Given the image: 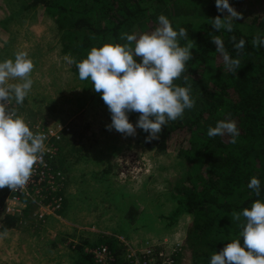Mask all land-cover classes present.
Wrapping results in <instances>:
<instances>
[{"label": "trees", "instance_id": "1", "mask_svg": "<svg viewBox=\"0 0 264 264\" xmlns=\"http://www.w3.org/2000/svg\"><path fill=\"white\" fill-rule=\"evenodd\" d=\"M172 1L30 0L27 8L40 10L53 21L59 34L60 54L77 62L85 59L93 47L127 43L120 39L122 33L140 35L154 31L162 13L174 30L183 27L188 31V39L195 45L190 49L192 58L173 83L190 88L194 107L185 109L182 118L162 126L158 139L147 142L148 133L136 129L144 149L159 154L171 151L180 164L187 166L174 182L172 191L179 209L191 217L185 239L191 264H210L211 255L232 240L239 238L244 246L243 237H239L244 218L235 220L232 214L250 208L256 200L264 202V47L252 45L258 32L264 34V0L248 9L243 6L249 7L252 0H228L242 14V18L233 19L232 32L212 27V19L228 15L226 10L217 11L215 0H203L202 8V0H175L176 6L171 8ZM183 3L195 11L186 12ZM185 18H192V22ZM212 36H219L229 55L240 60L241 66L234 74L225 68ZM232 36L236 37L235 42L245 41L239 53L233 47ZM178 42L183 47L188 41L178 38ZM134 59L141 62L139 57ZM69 72L79 79L75 65L71 64ZM82 81H87L88 91L83 102L89 101L110 113L101 95L92 89L91 81ZM26 104L24 100L22 106ZM138 118L139 113H128L134 126ZM220 120L235 121L240 133L235 144L228 142L227 135H207L209 127H215ZM62 164L59 161L56 167L64 171ZM253 177L260 181L259 196L248 187ZM17 222L14 217L0 218V230L14 229ZM99 244L116 250V240L110 237L92 244L85 241L73 248L93 264L83 249ZM181 253L182 248L174 256L175 264L180 261Z\"/></svg>", "mask_w": 264, "mask_h": 264}, {"label": "rangeland", "instance_id": "2", "mask_svg": "<svg viewBox=\"0 0 264 264\" xmlns=\"http://www.w3.org/2000/svg\"><path fill=\"white\" fill-rule=\"evenodd\" d=\"M258 1L243 7H257ZM29 3L30 0H0V58L15 57L17 48L13 51L11 36L18 26L34 28L38 47L44 51L39 57L45 55L39 63L44 76L39 83L46 89L34 94L31 88L25 98L27 104L20 106L13 101V107L31 121L70 124L71 135L61 145L56 164H64L61 171L68 180V189L59 218L48 220L44 226L26 222L11 230H0V264H89L73 246L85 241L92 244L102 237L116 240L115 251L119 249V238L132 244L144 240L180 243L178 264H191L185 240L191 217L179 209L172 191L187 166L180 164L171 151L159 154L144 149L137 129L135 136L107 129L110 113L89 101L83 102L88 98L87 81L70 74L69 57L59 52V34L53 21L40 10L27 8ZM172 3L171 8L176 6L175 0ZM203 3L200 1V8ZM182 8L188 13L195 11L186 3ZM184 20L192 22V18ZM34 47L26 42L23 48L26 52ZM30 96L36 97L34 104L28 101ZM6 190L7 187L0 189V195ZM89 247L95 246H84L83 254L87 255L84 250Z\"/></svg>", "mask_w": 264, "mask_h": 264}, {"label": "clouds", "instance_id": "3", "mask_svg": "<svg viewBox=\"0 0 264 264\" xmlns=\"http://www.w3.org/2000/svg\"><path fill=\"white\" fill-rule=\"evenodd\" d=\"M215 5L218 12L226 10L228 15L223 19L219 16L212 19V27L232 32L233 19L242 18V14L228 0H215ZM157 19L158 26L150 33H122L120 39L127 41L123 45L93 47L79 62L66 58L69 64L75 65L79 79L90 80L92 89L101 95L111 115L107 129H115L124 136H135L136 128H139L148 133L145 137L147 142L158 139L162 126L182 118L185 109L194 107L190 88L173 83L186 70L194 42L188 39L185 28L174 30L164 15ZM178 38L188 42L181 47ZM231 39L238 53L243 50V39L238 42H235V36ZM211 40L225 68L234 74L241 66L240 60L229 55L219 36H212ZM252 45L264 47V34L258 32ZM134 57H139L141 62L137 63ZM33 69L34 64L24 51L17 52L14 60L0 62V189H23L34 165L43 163L46 137L30 130L15 109L9 108L13 101L23 104L33 85ZM131 112L139 113L135 126L128 119ZM239 134L232 120H220L207 131L209 137L229 136L228 142L232 144L236 143ZM248 187L259 196L260 181L257 178H251ZM232 216L235 220H240L241 216L244 218L239 233L244 246H241L239 238L232 240L221 251L211 255L210 264H264V202L256 200L250 208L246 207Z\"/></svg>", "mask_w": 264, "mask_h": 264}, {"label": "built area", "instance_id": "4", "mask_svg": "<svg viewBox=\"0 0 264 264\" xmlns=\"http://www.w3.org/2000/svg\"><path fill=\"white\" fill-rule=\"evenodd\" d=\"M14 109L13 102L9 105ZM17 113V111H16ZM30 130L43 134V163L34 165L27 185L11 191L0 201V218L14 217L17 224L26 222L44 226L48 220L59 218L65 203L66 176L56 167L61 145L71 135V126L66 122H51L45 119L31 121L20 114ZM116 252L106 245L85 249L93 264H175L174 256L181 251V244L163 240L154 244L148 240L132 244L119 238Z\"/></svg>", "mask_w": 264, "mask_h": 264}, {"label": "crops", "instance_id": "5", "mask_svg": "<svg viewBox=\"0 0 264 264\" xmlns=\"http://www.w3.org/2000/svg\"><path fill=\"white\" fill-rule=\"evenodd\" d=\"M18 27H19V29L15 30L14 34L11 36L12 49H13V51H15V48H17V52H20V51H24L25 52V50L23 48L24 47V43L28 42V43L34 44V46H35L34 49H27L26 52H27L28 56L30 57L29 59H31V61L34 64V69H33V72L31 73V79L34 80V83L32 85L33 93L34 94H38V93H40V92H42L43 90L46 89L45 86H42L39 83V80L40 79L42 80V78H44V76L40 74L39 63L41 61H44L43 58H45V55H44L43 58L39 57V55L41 53H43L44 51L41 50L38 47V41L36 39L38 36H35V35H37V32L34 30V28L31 29L30 27L24 26V25H20ZM9 40L10 39L7 37V41H9ZM17 52H14V53L16 54ZM31 55L35 56L37 58H31ZM6 59H13L14 60V58H0V62H3ZM40 87L42 88L41 91H40ZM30 99L33 101V104H34V101H36V97L30 96L28 98V101H31ZM40 105H45V104L42 103ZM48 105H49L50 108L54 107L50 102H49ZM36 107L37 106H35V108ZM67 189H68V180L66 178L65 201H66V196H67L66 195L67 194ZM8 192H9V189L7 188V190L4 192V194L0 195V201L7 195Z\"/></svg>", "mask_w": 264, "mask_h": 264}]
</instances>
